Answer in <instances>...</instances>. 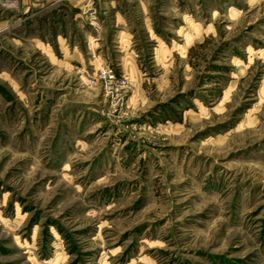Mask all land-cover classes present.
Masks as SVG:
<instances>
[{"label":"rangeland","instance_id":"1","mask_svg":"<svg viewBox=\"0 0 264 264\" xmlns=\"http://www.w3.org/2000/svg\"><path fill=\"white\" fill-rule=\"evenodd\" d=\"M0 264H264V0H0Z\"/></svg>","mask_w":264,"mask_h":264}]
</instances>
